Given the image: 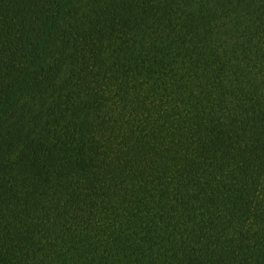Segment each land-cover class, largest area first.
Masks as SVG:
<instances>
[{"label":"trees","instance_id":"trees-1","mask_svg":"<svg viewBox=\"0 0 264 264\" xmlns=\"http://www.w3.org/2000/svg\"><path fill=\"white\" fill-rule=\"evenodd\" d=\"M0 264H264V0H0Z\"/></svg>","mask_w":264,"mask_h":264}]
</instances>
